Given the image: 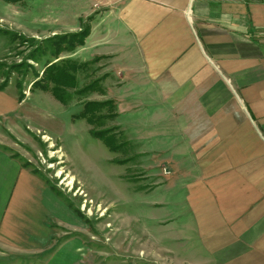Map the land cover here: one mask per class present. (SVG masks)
I'll return each instance as SVG.
<instances>
[{"label": "crops", "instance_id": "obj_1", "mask_svg": "<svg viewBox=\"0 0 264 264\" xmlns=\"http://www.w3.org/2000/svg\"><path fill=\"white\" fill-rule=\"evenodd\" d=\"M77 7L101 9L80 46L85 60H112L130 107L145 109L146 139H160L180 169L196 173L189 222L167 234L177 255L191 243L196 264H264V0ZM27 102L0 89V117L24 120ZM57 200L0 146V264H96L81 237H60L56 223H76Z\"/></svg>", "mask_w": 264, "mask_h": 264}, {"label": "rangeland", "instance_id": "obj_2", "mask_svg": "<svg viewBox=\"0 0 264 264\" xmlns=\"http://www.w3.org/2000/svg\"><path fill=\"white\" fill-rule=\"evenodd\" d=\"M80 1L0 0V88L28 100L24 120L0 117V146L45 181L58 198V211L67 206L73 213L76 224L55 228L67 233L62 238L81 237L90 261L196 264L195 244L177 255L167 237L179 222H189L187 197L196 173L191 165L185 167L190 171L180 169L178 157H169L171 148L162 147L160 139H146L145 109L130 107L126 83L118 82L112 60H85L78 46L59 58L81 64L72 70L77 83L65 89V103L50 91L32 89L47 61L55 59L47 38L91 28L100 13L98 7L83 11ZM20 63L26 66L15 69ZM88 101L104 102L94 123L74 117ZM92 129L105 132L117 148ZM151 214L154 222L148 220ZM161 236L168 246L162 250Z\"/></svg>", "mask_w": 264, "mask_h": 264}, {"label": "trees", "instance_id": "obj_3", "mask_svg": "<svg viewBox=\"0 0 264 264\" xmlns=\"http://www.w3.org/2000/svg\"><path fill=\"white\" fill-rule=\"evenodd\" d=\"M6 1L17 2L19 0ZM90 31L91 28L89 26H85L77 32L55 34L52 37L47 38L49 49L51 50V56H53L55 59L47 61L41 77H38V79L32 84V89L36 87L44 91H50L56 99H58L62 103H65L67 101L65 96V89L68 87H75L77 83L75 74L74 72H72V70H77L78 68H80L81 64H78L73 59L59 58L61 57V54L63 52L71 51L76 47L83 45L87 36L90 34ZM31 58L34 57L31 56ZM24 66H26V63H20L14 68H22ZM5 86L6 85L4 84L3 87ZM20 99L22 98L20 97ZM109 102L111 101H108L106 103ZM103 104L104 102L101 101H88L85 103L83 110L79 114H76L74 117L86 118L89 123H94L95 120L93 116H95L96 111ZM91 133L95 137L102 139L111 148H117L116 145H112L108 137H105V132L95 131V129H92Z\"/></svg>", "mask_w": 264, "mask_h": 264}, {"label": "bare ground", "instance_id": "obj_4", "mask_svg": "<svg viewBox=\"0 0 264 264\" xmlns=\"http://www.w3.org/2000/svg\"><path fill=\"white\" fill-rule=\"evenodd\" d=\"M46 137H47L48 139H50L49 136H46Z\"/></svg>", "mask_w": 264, "mask_h": 264}]
</instances>
